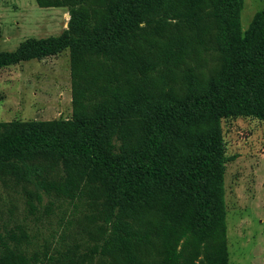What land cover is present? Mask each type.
I'll list each match as a JSON object with an SVG mask.
<instances>
[{"label": "trees", "instance_id": "1", "mask_svg": "<svg viewBox=\"0 0 264 264\" xmlns=\"http://www.w3.org/2000/svg\"><path fill=\"white\" fill-rule=\"evenodd\" d=\"M36 1L68 28L0 49V68L69 49L73 115L0 122V162L85 173L46 264H230L222 120L264 121V8L243 30L244 0Z\"/></svg>", "mask_w": 264, "mask_h": 264}, {"label": "rangeland", "instance_id": "2", "mask_svg": "<svg viewBox=\"0 0 264 264\" xmlns=\"http://www.w3.org/2000/svg\"><path fill=\"white\" fill-rule=\"evenodd\" d=\"M263 8L264 0H244L243 30ZM70 18L67 6L0 0V49L13 51L26 39L58 35ZM203 57L211 68L212 57ZM72 115L69 49L0 68V122L68 120ZM222 134L230 159L225 172L229 263L264 264V121L224 119ZM26 165L35 166L33 178ZM84 180L83 170L46 154L0 162V264H46ZM83 218L79 215L69 227L67 245L86 228ZM141 254L147 263L156 260L151 251Z\"/></svg>", "mask_w": 264, "mask_h": 264}]
</instances>
